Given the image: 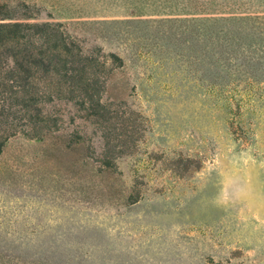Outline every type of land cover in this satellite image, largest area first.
<instances>
[{"label":"rangeland","instance_id":"obj_1","mask_svg":"<svg viewBox=\"0 0 264 264\" xmlns=\"http://www.w3.org/2000/svg\"><path fill=\"white\" fill-rule=\"evenodd\" d=\"M0 7L119 57L104 98L137 139L105 168L100 131L72 108L52 106L77 120L41 139L21 120L0 155V264H264V202L214 203L231 179L264 190V163L229 157L253 144L264 154V0ZM77 132L87 138L71 144Z\"/></svg>","mask_w":264,"mask_h":264},{"label":"trees","instance_id":"obj_2","mask_svg":"<svg viewBox=\"0 0 264 264\" xmlns=\"http://www.w3.org/2000/svg\"><path fill=\"white\" fill-rule=\"evenodd\" d=\"M0 8V155L18 134L21 120L31 139L59 131L68 118L75 122L77 118L50 109L68 106L100 131L101 161L105 168H115L114 159L132 152L137 142L134 130L127 128L130 119L104 98L110 65L121 64V59L110 54L101 60L84 51L59 25L31 22L33 16H15L8 7ZM120 126L126 132H118ZM69 137L76 145L87 134Z\"/></svg>","mask_w":264,"mask_h":264},{"label":"clouds","instance_id":"obj_3","mask_svg":"<svg viewBox=\"0 0 264 264\" xmlns=\"http://www.w3.org/2000/svg\"><path fill=\"white\" fill-rule=\"evenodd\" d=\"M229 157L233 160L237 167L245 168L253 164L254 161L264 163V154L261 153L256 144L247 148H232ZM259 202H264V190L257 191L252 185L243 179H231L227 182V190L222 188L214 203L217 206H237L246 205L253 207Z\"/></svg>","mask_w":264,"mask_h":264}]
</instances>
